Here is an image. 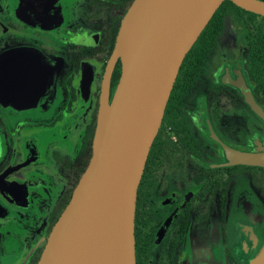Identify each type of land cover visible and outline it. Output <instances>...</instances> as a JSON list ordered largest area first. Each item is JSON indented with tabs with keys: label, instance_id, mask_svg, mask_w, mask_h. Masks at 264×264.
I'll return each instance as SVG.
<instances>
[{
	"label": "flooded vegetation",
	"instance_id": "af4514ba",
	"mask_svg": "<svg viewBox=\"0 0 264 264\" xmlns=\"http://www.w3.org/2000/svg\"><path fill=\"white\" fill-rule=\"evenodd\" d=\"M133 2L0 0V264H38L85 172L105 81L111 103L120 80V60L107 68ZM242 15L224 16L178 125L162 121L150 147L136 264H251L264 247V168L227 165L211 137L241 150L264 142V121L229 83L264 108L250 68L256 32Z\"/></svg>",
	"mask_w": 264,
	"mask_h": 264
},
{
	"label": "water",
	"instance_id": "95a60500",
	"mask_svg": "<svg viewBox=\"0 0 264 264\" xmlns=\"http://www.w3.org/2000/svg\"><path fill=\"white\" fill-rule=\"evenodd\" d=\"M223 1L134 0L107 68L110 74L120 60L116 92L109 103L105 81L92 156L38 264H136V196L148 153L182 61ZM230 1L264 17V0ZM229 83L264 121V108L250 89ZM211 137L227 165L264 168L263 140L241 150ZM251 264H264V247Z\"/></svg>",
	"mask_w": 264,
	"mask_h": 264
},
{
	"label": "trees",
	"instance_id": "16d2710c",
	"mask_svg": "<svg viewBox=\"0 0 264 264\" xmlns=\"http://www.w3.org/2000/svg\"><path fill=\"white\" fill-rule=\"evenodd\" d=\"M231 9L241 12L243 14L242 16L248 20L247 22H242V20H240L241 24L246 27V30L256 32L251 36V38L254 39L252 46L256 47V50L252 49V52L258 55L259 58L257 62L250 64V68H252L254 77L257 79L258 94L264 98V17L246 11L236 6L230 0H224L182 61L162 119L165 128L168 126L176 127L178 125V114L182 109L183 99L185 95L188 94L187 92H189L187 87H189L192 81V76L195 71H200V68L204 70L208 48L212 46L214 42L212 38L213 32L221 27L224 16L230 12ZM155 141L156 139L153 142Z\"/></svg>",
	"mask_w": 264,
	"mask_h": 264
},
{
	"label": "rangeland",
	"instance_id": "374dc122",
	"mask_svg": "<svg viewBox=\"0 0 264 264\" xmlns=\"http://www.w3.org/2000/svg\"><path fill=\"white\" fill-rule=\"evenodd\" d=\"M236 38H237V37H236ZM241 45H242V41L238 40V41H237V46H241ZM242 46H243V45H242ZM239 114H240V115L237 116V117H241V118L244 117L243 113H240V112H239ZM254 137L259 138V139H262V136H261L260 134H257V135H255ZM252 138H253V137H251L250 140H252ZM251 145H252V147H253V143H251ZM221 155H223V154L221 153ZM222 157H223V156H222Z\"/></svg>",
	"mask_w": 264,
	"mask_h": 264
}]
</instances>
